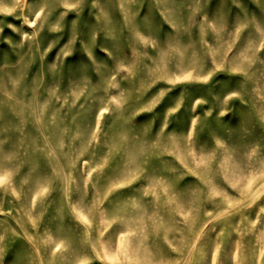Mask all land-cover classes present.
I'll list each match as a JSON object with an SVG mask.
<instances>
[{
  "label": "rangeland",
  "instance_id": "1",
  "mask_svg": "<svg viewBox=\"0 0 264 264\" xmlns=\"http://www.w3.org/2000/svg\"><path fill=\"white\" fill-rule=\"evenodd\" d=\"M0 264H264V0H0Z\"/></svg>",
  "mask_w": 264,
  "mask_h": 264
}]
</instances>
